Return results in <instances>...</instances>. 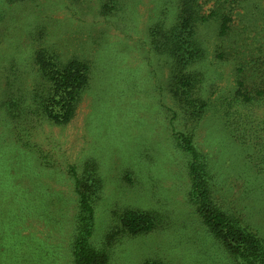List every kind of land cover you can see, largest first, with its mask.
I'll use <instances>...</instances> for the list:
<instances>
[{"label": "rangeland", "instance_id": "374dc122", "mask_svg": "<svg viewBox=\"0 0 264 264\" xmlns=\"http://www.w3.org/2000/svg\"><path fill=\"white\" fill-rule=\"evenodd\" d=\"M238 1L245 57L264 43V0ZM109 2L116 6L105 15ZM176 15V0H0V264H75L69 167L82 174L90 161L88 172L102 178L93 243L111 264H238L190 200L182 133L206 155L218 201L264 238V106L251 118L234 116L237 60L216 57L211 24L202 28L208 49L196 65L209 106L190 118L171 85L169 58L150 35L154 23L169 27ZM49 46L92 65L90 89L65 125L15 117L2 104L10 86L31 87L32 57ZM243 122L252 127L245 140ZM19 133L31 135L29 146ZM129 209L153 213L154 228L128 233L120 216Z\"/></svg>", "mask_w": 264, "mask_h": 264}, {"label": "trees", "instance_id": "16d2710c", "mask_svg": "<svg viewBox=\"0 0 264 264\" xmlns=\"http://www.w3.org/2000/svg\"><path fill=\"white\" fill-rule=\"evenodd\" d=\"M200 1L176 0L177 20L169 27L161 21L154 23L150 30L152 42H155L159 52L169 58V78L178 101L190 118L200 119L209 106V99L203 93V75L196 65L203 61L208 49L204 44L202 28L215 25L220 39L215 49L216 57L237 60L236 89L232 95L236 107L233 114L241 119L251 118L253 115L251 113L250 117L249 113L253 107L264 106V43L249 48L245 57L240 56L239 49L246 48L247 39L242 37L245 25L239 29L235 24L236 3L239 1ZM209 1L213 2L212 6L204 9ZM109 3L103 5L105 15L116 6ZM239 41L242 43L239 44ZM32 60L36 65L31 87L24 88V92L12 86L7 88L3 106L15 117L23 113L38 119L46 118L59 125L69 123L90 89L91 62L76 56L65 59L59 50L51 46L37 49ZM225 116H228L227 110ZM242 125L245 129L241 131V138L245 140L249 138L248 130L252 127L248 129L245 122ZM18 136L24 146L30 145V134L25 137L19 133ZM180 144L192 159L189 164L190 200L196 205L203 223L238 264H264V238L218 201L206 155L195 146L193 135L182 133ZM94 162L87 163L82 174L75 165L69 167L77 195L75 232L70 245L75 264H111L106 248H98L93 243L97 232L96 198L102 187L98 171L88 172L90 167L96 166ZM120 220L128 233L139 234L154 228L156 219L153 213L145 210L129 209L120 216ZM144 264L162 263L148 261Z\"/></svg>", "mask_w": 264, "mask_h": 264}]
</instances>
